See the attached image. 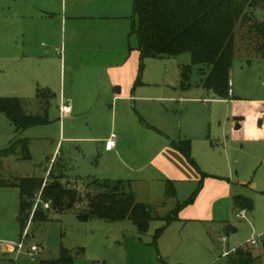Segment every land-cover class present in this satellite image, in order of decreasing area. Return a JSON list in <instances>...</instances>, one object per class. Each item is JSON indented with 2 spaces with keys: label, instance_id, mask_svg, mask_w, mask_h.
<instances>
[{
  "label": "rangeland",
  "instance_id": "374dc122",
  "mask_svg": "<svg viewBox=\"0 0 264 264\" xmlns=\"http://www.w3.org/2000/svg\"><path fill=\"white\" fill-rule=\"evenodd\" d=\"M72 2L79 5L80 12L87 11L83 0H70L69 7ZM92 6L104 15L118 17L117 23L123 28L120 39L127 55L131 54L133 0H95ZM61 10L62 0H0V97H19L26 114L47 117L43 124L17 130L9 117L0 112V151L17 140L28 139L31 155V159H21V144L17 147L19 155H0L1 177L50 180L62 171V182L77 186L85 197L90 190L102 189L91 183L93 179L115 183L127 180V175H138L137 169L131 171L123 160L109 155L104 145L112 133L119 140L122 121L140 122V115L148 121L140 108L152 101L143 98L164 92L169 100L163 103L160 115L151 113L154 121L168 131V136L177 139L182 134V139H189L191 156L202 172L229 182L234 197L251 199L254 208L247 209L246 217L240 218L243 208L233 200L226 222H217L207 231L200 224L184 227L174 222L154 242L156 231L166 224L165 220H151L144 233L130 219L82 220L77 212L86 207V201L75 210L59 213L41 207L39 210L49 214L41 222L32 221L34 203L26 226L23 216L19 219L20 190L0 187V264H39L41 259H58L62 248L69 250L75 264H228L226 251L233 254L238 247H253L250 240H260L264 235V36L252 26L264 22V4L249 10V18L237 23L230 69L232 95L219 98L206 91L198 66L192 69L191 85L183 87L181 69L192 62L190 54L161 56L137 60L134 91L141 97L136 99V107L132 102L117 101L115 109L110 108L114 105V90L109 92L102 86L100 89L92 72L84 76L80 70L66 71V67L58 66L56 48L62 42L56 14ZM45 12L52 13V19H47ZM27 22H34L32 35L22 33L23 24L29 27ZM47 24L56 30L55 41L41 34ZM132 41H136L135 36ZM46 55L53 60L43 59ZM46 66L50 68L48 82L42 73ZM43 89L56 94L46 97L41 94ZM66 100L74 108L64 114L60 107ZM149 152L144 149L135 165L149 168ZM85 182L91 183L88 188ZM138 184L144 189L152 183ZM195 187L175 185L177 195L167 198L164 205L154 206L156 213L165 217L177 202L188 199ZM178 237L180 241H175ZM24 238L25 247L39 246L36 257L25 252L18 255L16 247L3 250V244L17 245ZM253 253L261 255L258 264H264L262 243L255 246Z\"/></svg>",
  "mask_w": 264,
  "mask_h": 264
},
{
  "label": "trees",
  "instance_id": "16d2710c",
  "mask_svg": "<svg viewBox=\"0 0 264 264\" xmlns=\"http://www.w3.org/2000/svg\"><path fill=\"white\" fill-rule=\"evenodd\" d=\"M264 4V0H133L132 34L139 43L141 59L161 56H179L189 53L191 64L183 65L181 69L182 84L189 83L192 67L198 66L201 83L206 91L219 98L230 95V69L234 57L235 29L239 21L249 18V10ZM256 32L264 36V22L253 24ZM44 94V93H42ZM40 94L38 95V97ZM48 97V96H46ZM259 105V104H256ZM0 112L5 113L17 130L43 124L47 117L26 114L23 100L19 97H0ZM23 145L19 155L17 147ZM174 147L189 161L191 156V141L181 140ZM0 155H19L21 159H31L29 140L20 139L11 146L0 151ZM64 175L59 173L52 179L27 177L4 179L0 174V187H17L20 190V212L29 216L36 197L50 201L55 212L75 210L77 205L86 201V207L77 212L82 220L104 219L107 221H124L130 219L144 233L153 219H163L166 224L159 228L157 237L177 217L182 207L191 203L202 187V179L197 189L183 203L169 212L165 217L156 213V208L150 204L138 202L134 193L126 190L123 180L114 184L109 180L93 179L92 184L101 187L98 191H88L85 197L77 186L70 182H62ZM87 183V188L91 183ZM83 183V184H85ZM166 197H175L176 189L171 181L166 183ZM237 207L252 210L251 199L237 196L234 199ZM41 207L33 213L32 221L41 222L48 219V212ZM27 224V226H28ZM251 245V244H250ZM253 246V245H251ZM264 247V241L262 242ZM255 246L238 247L227 255L228 264H258L262 259L254 255ZM39 264H75L69 250L62 248L58 259H41ZM92 264H105L93 262Z\"/></svg>",
  "mask_w": 264,
  "mask_h": 264
},
{
  "label": "crops",
  "instance_id": "0c3cea01",
  "mask_svg": "<svg viewBox=\"0 0 264 264\" xmlns=\"http://www.w3.org/2000/svg\"><path fill=\"white\" fill-rule=\"evenodd\" d=\"M94 2L95 0H83V3L86 4L87 11L82 13L80 12L81 9L78 8L79 5L75 4V2H72L69 7L70 0H62V10L56 14L62 42L59 46H63L64 48L63 54H58L60 57L58 59V66H60V69L66 67V71L80 70L84 76H89L92 72L97 82L100 83V89L105 87L109 92L111 89L114 90L112 99L114 105H110V108L115 109L119 101H125L127 104L132 102L133 106L136 107V99L141 97L136 95L137 91H134L135 81L138 78L137 60L142 61L137 36L130 32L129 46L132 51L131 54L128 53L127 55L123 40L120 39V32L123 28L117 23L118 17L104 15L92 6ZM47 14V19H52L54 16L52 13ZM27 23L29 27L23 24L22 27L24 28H21L22 33L24 32L25 35V32H27L28 35H32L34 22ZM41 34L49 37L53 41L58 36H55L56 30L50 27V24L44 25L41 28ZM133 36L136 37L135 42L132 41ZM43 45L46 46L45 44ZM42 58L45 60H53L49 55L42 56ZM42 73H44V79L48 82L50 68L46 66ZM102 81L106 84H102ZM187 84V86L191 85L190 82ZM182 86L187 87L183 84ZM42 93L49 98L54 97L56 94L47 89H43ZM39 94L37 93L36 96ZM156 94L158 95L143 98L152 101V104L140 108L141 112L147 116L148 121L142 115H140V122L135 120L131 122L127 120L122 121L119 127V140L116 142V147L112 150H106L105 142L104 149L109 155L123 160V165L131 171L138 170V175H133V177L132 175H127L129 176L127 180L119 179L125 182L126 190L133 192L138 202L159 207L166 202L165 190L168 181H171L174 186L180 185L185 188V186L191 185L194 188L196 184L198 187L202 179V187L195 199L191 203L184 205L171 223H179L180 225H184V227L189 224H200L207 231L215 223L226 222L228 220L231 202L237 196L234 197L235 193L229 182L224 179L221 180L214 175L206 176L196 165L195 161H189L174 147L173 144L185 140V138L182 139V134L177 139L168 136L166 133L168 131L157 124L153 117H151L152 112L158 113L157 116L160 115L162 112L161 109H163L162 107H165L163 103L169 100L164 92ZM81 97H83V94H81ZM70 106L69 112L74 108L71 102ZM144 149H150L147 159L149 168L147 166L145 168L144 166L140 167L135 165L138 162V156L140 157ZM148 174H151V177H146ZM63 175L65 176V174ZM67 179L77 182V179L70 177ZM140 181L152 184H146V188L143 189L138 186ZM197 187L195 188L197 189ZM177 192L176 190V195ZM186 200L184 199V201ZM178 203H176L175 207ZM243 210L247 211V209ZM210 236L213 238L212 235ZM180 237L183 240V236ZM180 237L176 238L175 241H180ZM186 239L190 240L189 237H186ZM182 243H185V241H182ZM8 245V243H5L2 246L5 252H7V247H9L8 251L12 249ZM230 252V250L226 251V256Z\"/></svg>",
  "mask_w": 264,
  "mask_h": 264
},
{
  "label": "built area",
  "instance_id": "2783aa9c",
  "mask_svg": "<svg viewBox=\"0 0 264 264\" xmlns=\"http://www.w3.org/2000/svg\"><path fill=\"white\" fill-rule=\"evenodd\" d=\"M56 51H57V54L59 55H62L63 52H64V48L63 46H58L56 48ZM230 94H232V91L230 89ZM70 101L69 100H66L64 102V104L60 107L61 111L66 114L70 111ZM116 135L114 133H112L110 135V137L107 139L106 141V145H105V148L106 150H112L116 147ZM36 198L37 201L35 200V205H34V211L39 208V207H42L43 209L45 210H49L51 208V202L50 201H44L42 200L41 198V195H38ZM246 214H247V211L246 210H242L239 214V217L240 218H245L246 217ZM31 218V217H30ZM28 234H26V237H27ZM264 241V235L261 236L260 240H258L256 237H253L251 240H250V244L253 245V246H258L259 244H261L262 242ZM26 238H24L19 244H9L8 246L10 247H16L17 250H18V255L22 254V253H26L29 257L31 258H34L37 256V254L39 253L40 251V248L39 246L37 245H29L27 247L26 246Z\"/></svg>",
  "mask_w": 264,
  "mask_h": 264
},
{
  "label": "water",
  "instance_id": "95a60500",
  "mask_svg": "<svg viewBox=\"0 0 264 264\" xmlns=\"http://www.w3.org/2000/svg\"><path fill=\"white\" fill-rule=\"evenodd\" d=\"M240 126H237V129H239ZM23 218L26 220V221H29V216L27 214H24L23 215ZM234 231H236V229H234Z\"/></svg>",
  "mask_w": 264,
  "mask_h": 264
}]
</instances>
